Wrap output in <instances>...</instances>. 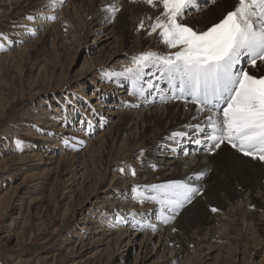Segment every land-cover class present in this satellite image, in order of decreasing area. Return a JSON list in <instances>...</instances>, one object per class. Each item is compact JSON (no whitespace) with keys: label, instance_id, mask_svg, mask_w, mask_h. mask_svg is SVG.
Listing matches in <instances>:
<instances>
[{"label":"rangeland","instance_id":"rangeland-1","mask_svg":"<svg viewBox=\"0 0 264 264\" xmlns=\"http://www.w3.org/2000/svg\"><path fill=\"white\" fill-rule=\"evenodd\" d=\"M41 1L0 0V34L7 37L0 38V45L4 48L0 50V264H140L135 263V259L145 237H151L147 251L152 255L145 264L156 262L159 255L171 257L164 264L204 263V254L211 252L207 251V247L197 252L176 254L169 246L160 254L155 246L158 234L162 235L157 233L159 228L136 230L134 226H127L123 218L128 217L118 215L125 208H115L119 203L129 204L133 207L127 211L129 219L145 216L146 219L161 221L158 218L161 215L160 205L157 212L148 216V210L157 203L147 200L141 203L139 199L141 195L152 193H145L142 187L133 193V187L142 186L139 184L145 177L146 168L153 167L149 158L152 154L146 149L143 138L152 128L162 127V123L156 121L146 127L145 122L140 141L132 144L128 137L122 140V135H116L118 130L126 127L131 114L103 122L96 118L98 113L91 112L99 95L108 93L101 87H121L117 77L108 78L106 73L122 72L131 66L132 61L125 53L127 50L111 59L104 53L98 57L96 52L107 43L93 44L94 37L86 33V23L90 22L88 14L105 0H52L54 10L49 11H53V15L48 18L39 15L42 19L39 34L38 29L35 32L33 27L25 25L29 16H22L21 13L28 11L36 14L37 9H42L38 4ZM126 4L132 3L127 0ZM235 4L236 0H229L227 11L232 10ZM132 5H135L134 12L138 14L142 4ZM152 12L149 8L145 14L152 16ZM145 14L140 15L138 21L136 16V20L129 17L130 27L137 33L146 32L137 31V24ZM103 23V26L110 24ZM148 37L157 38L156 34ZM111 42L110 49L121 51L116 38H112ZM254 72L259 75L264 72V67ZM123 89L129 95L133 90L131 83ZM114 94L115 91L109 95L114 97ZM90 96L91 99L88 98ZM131 96V101L142 102L141 96ZM149 97L155 98V95ZM69 115L74 116L73 120H69ZM82 115H85L84 122L81 121L84 124L78 126ZM114 120L119 122L112 124ZM45 124L55 125L52 126L54 129L46 128ZM60 128H64V133ZM68 128L72 133H65ZM109 130L113 132L108 146L104 152L99 151L95 139ZM141 130L134 135L139 136ZM56 136L61 138L60 152H54V156L57 154L59 158L72 152L84 159L83 169L76 164L67 171L71 173L69 183L66 182L67 176L62 174V167L51 173H42V166H37L38 162L31 157L40 151L48 154L49 151L42 152L46 151L43 146L50 144L51 138ZM38 137H45L46 140L39 141ZM17 139L23 142L20 149L16 147ZM222 148L228 150L220 158L214 160L212 155L208 156V160H212L210 164L216 169V184L222 185L232 197L237 186L251 185L254 176L260 178L261 174L252 163L236 161L233 158L235 150ZM141 152L143 155H140ZM177 153L180 158L183 157V153ZM192 156L195 154L192 153ZM246 165L247 169L243 171ZM132 167L136 169L135 176L131 174ZM122 168L126 171L121 172ZM83 177H89V180H83ZM214 202L213 206H220L216 198ZM181 210L176 214L178 217ZM166 212L175 214L165 209ZM207 217L208 212L198 207L189 224L202 225ZM170 227L171 234H182L173 224ZM96 228L103 231L111 229L109 233H119L122 229L124 238L121 246L116 248V244L112 243L110 249L95 244L97 238H93L94 233L99 231H95ZM134 233H138L133 239L138 244L126 247ZM255 235L256 239L253 237V240L241 244L236 257L228 256L233 246L230 245L229 249L222 246L221 251L211 252V260L206 264L216 261L218 264H264V228L256 231ZM118 250V255L113 254Z\"/></svg>","mask_w":264,"mask_h":264},{"label":"bare ground","instance_id":"bare-ground-1","mask_svg":"<svg viewBox=\"0 0 264 264\" xmlns=\"http://www.w3.org/2000/svg\"><path fill=\"white\" fill-rule=\"evenodd\" d=\"M126 1L127 0L124 1L120 0L122 11L116 15L115 19H113L112 22L109 20V13L106 12L105 9L109 4L113 2V0H105L103 4L96 7L95 9H92V11L88 14V19H89L88 22L89 21L90 22L86 23L87 24L86 33L94 37L93 44H98L99 46L101 44L107 43L103 45V47L99 51L96 52V55L98 57H102L104 53L106 56H108L111 59L113 56L117 55L118 53L127 50L125 53L128 55L129 58H132L133 56H136L138 53L142 51L154 50L162 53H167L168 51H170L163 44L159 43L157 38L154 39H152L153 37L149 38L146 32L137 33L133 28L130 27L129 17H131L134 20L137 19L138 21L139 19L138 17L140 15L145 14L146 11H149V8L142 4L141 7H139L140 9V11H138L139 13L136 14L134 12L135 5L132 4L128 5L126 4ZM45 2L46 1L43 0L38 3L41 6L40 8L42 9L40 10L37 9L36 14L29 13L28 11L21 13L22 16L26 15V16L34 17V19L32 20H28L27 21L28 24L26 23L25 25L26 26L29 25L33 27L35 32L36 29H38L39 34H40V30H42V26L41 24H39L40 22H42L41 17L48 18L49 16L53 15L52 13L53 11L52 12L50 11L52 9L54 10V8L52 7L53 3H51L52 0L47 3ZM200 2H201V10L199 12H192L191 14L186 15L183 22L189 25H195L196 27L203 29L212 23L218 22V20L222 18V16L227 12L226 6L229 0H216L215 4H212L210 0L207 3H205L204 0H200ZM152 10H153L152 16L158 14L159 9L157 10L152 9ZM39 15H41V17ZM135 16L137 17L136 19ZM30 22H32L31 23L32 25H30ZM33 22H35L34 26H33ZM103 22L110 24L103 26L104 24ZM112 38L117 39L118 48L121 51H117L114 48L110 49L108 47L112 43L111 42ZM125 46L127 48L123 49ZM261 66L264 67V65ZM248 70L250 72H254L255 69L249 68ZM154 71L155 70L152 69L149 72L147 79H154V77L152 76V72ZM254 73L258 75V72H254ZM260 74H264V72L259 73V75ZM118 80H119L118 86H121L118 89L114 87H109L107 85L104 86L99 85L100 87L103 86L101 87L102 89H104L103 91L108 93L107 94L101 93L98 99L96 100V102L92 105L93 109L91 112L93 114L94 113L99 114L98 117H96L97 119L105 122V120L115 119L117 118V116H119V119H121L122 115L131 114L130 119L127 121L126 127L121 130H118L116 135H120V136L122 135L121 136L123 137L122 140L123 139L125 140V138L128 137L130 143L132 144H137L140 141L142 134L141 129L143 128V124L145 122H147L146 127L152 126V124L156 121L162 123V127L152 128L149 131V133L143 138L144 142L147 144L146 149L149 150V152H151L152 154L149 158L153 162V167L151 169L146 168V171L143 175L145 177L142 179L143 181L139 185L144 186L151 184H160L170 180L188 181L194 176L195 172L206 171V175L201 180L198 181L192 180V182L201 189L202 195L197 196L192 204L185 206V208L181 210L179 217L177 216L178 214L176 215L167 212L164 213V215L166 216L175 215V219L170 220L167 224L162 223V221H157L156 219L154 220H150L148 218L146 219L145 216H143L142 218L130 217L129 219V216H127L128 215L127 211H130L131 210L130 208L132 206L124 203H119L115 207L117 209L125 208V211L118 212V215L119 216L124 215L125 217H128L126 219L123 218V220H125L124 223L127 226L128 225H130L131 227L134 226L136 230H144V229L149 230V228L152 227L154 229L159 228L157 230V233H161L162 235L158 234L159 237L157 239L158 241H156L155 246L158 247V251L161 252L160 254H163L162 252L169 249V246H172V250H174L176 254L178 253L184 254L185 252L192 253V252L201 251V249L205 247H207V251H211L213 253L215 251H219V249L222 246H225V249H229V246L231 245L233 247L232 249H230L231 250L229 251L230 253L228 252L229 253L228 256L236 257L238 255L237 249L241 246V244L247 243L248 241L253 240L254 238L256 239L257 236L255 235V232L261 228H264V164H260L256 161H252L250 158L243 157L237 152L233 153V158L236 161H239L241 163H252L256 167V169L260 172L261 177L257 178L254 176L251 185H248L246 187L237 186L235 188V192L233 196L232 197L228 196V194L225 192L224 187L222 185L216 184V181L214 179L216 175L215 174L216 169L213 168L210 164L212 160H208V156H212V155L208 154L204 150L203 146H197L196 144L191 143L187 140H182L179 143H176L173 140L168 139V137L173 131L186 130L182 127L183 125L187 123L196 122L191 120V117L195 114V106L189 104L187 105V110H186L185 105L180 101L161 103L160 95L158 92L155 91L152 92L151 94H148L146 92L144 96H141L142 98L141 103H139V101H134V100L131 101L132 96L129 95L127 91L123 89V87L126 86L127 84H130V82L122 78H118ZM166 87H167L166 84L164 83L160 84V88L166 89ZM129 90L131 91V89ZM114 91L116 93L114 94V97L110 96L111 93H114ZM154 95L155 98L149 97ZM88 98L91 99L92 96ZM178 110H179V114L177 113ZM74 116H77V114ZM74 116L69 115V120H73ZM84 116L85 115H82V117L80 118L81 120L79 119L78 126L84 124L82 123L84 122V120H82ZM200 119L203 120L204 117L201 116ZM103 122H101L100 124H102ZM116 122L118 123L119 120L117 121L114 120L111 123L113 124ZM46 124H45L46 128L54 129V127L52 126L55 125L47 126L48 124L47 125ZM72 126L73 125H71L70 128ZM59 130H61V133H64L62 132L64 128H60ZM66 130L67 131H65V133H70V132L72 133L71 129L68 128ZM138 130H141L139 136L134 135L135 133H137ZM112 132L113 130L105 131V133H102L99 136H97L96 139L94 138L95 140H97L96 145H98L99 148L97 147L96 148L99 149V151L101 150L102 152H104V149L106 148V146H108V142L110 140ZM38 140L45 141L46 139L45 137H38ZM60 141L61 138L57 136L51 138L49 142L50 144H45L43 146V148H46V151H42V152L49 151L48 154L46 153L42 154L40 151L38 154H32L31 157L33 160H35V162H38V164H36L37 166H42L43 169L42 173L45 172L51 173L55 169L57 170L58 167H62L63 170L62 174L67 176L66 182L69 183L71 173L67 171L69 169H72L74 166H76V164L82 166L83 169L85 165L84 159L82 160L81 157L78 155V153L72 154V152L67 153V155L60 156L59 158H57L58 157L57 154L54 156L53 155L55 154L54 152L56 151L60 152L59 150ZM69 146L67 147V149L69 148ZM226 149L227 148H222L221 150H219L217 154L213 156V159L215 160V158L216 159L220 158V156L224 153V151L228 150ZM177 152L183 153V157L180 158ZM185 153H188V155H185ZM192 153L195 154V156H192ZM246 169H247V165L244 167L243 171H246ZM208 177L209 180L213 181L214 183H210V181H208ZM83 178H84L83 180L86 179L89 180V177L87 178L83 177ZM215 198L220 202L219 207H215L212 205V201L214 202ZM158 207L159 204L157 203L151 209H149L148 216L151 213L157 212L156 209H159ZM198 207L199 208L203 207L208 212V217L206 218L205 222L202 225H198V224L190 225L189 221L191 219V216L193 215L194 211L197 210ZM212 207L219 209V211L213 213L211 211ZM101 216L103 217L104 215ZM152 217L153 216H151V218ZM175 220L177 221L174 224L173 222ZM130 223H132V225ZM172 224L173 227L174 226L178 227L180 232L182 231V234L181 233H179V235L171 234L170 226H172ZM96 230L99 231L97 232ZM109 230L111 229H108L107 231H103L100 230L99 228H96L95 229L96 232L94 233L93 238H97V239L94 241V243L98 244V246H105L110 249H111V244L114 243L116 244V248H118V246H121L122 244L121 242L123 241L124 238L123 230L121 229L119 233H116L117 231L114 233H109L110 232ZM125 235L127 236V234ZM132 235L133 236H131V239L127 241L126 247L135 245L137 243L133 239H135V236L138 235V233H134ZM145 238H146L145 240L142 238L143 239L142 241H144V243L142 242L143 245L142 243H140V248L136 255L135 263L139 262L140 264H145L146 262H149V260H151L152 258V255H150L149 252L147 251L148 246L150 245L151 237H145ZM221 242H225V243L221 244ZM252 251H257V250L253 249ZM211 252L210 253L207 252L206 254H204L205 262L202 264H206L207 261L211 260V258L209 257L212 254ZM119 253H120L119 250L118 252L116 251L113 252V254L115 255H118ZM170 258L171 257H163L159 255L158 260L156 262H152L151 264H164L167 263ZM224 262L226 261L224 260ZM193 263L196 262L192 261V264ZM213 263L218 264L217 261Z\"/></svg>","mask_w":264,"mask_h":264},{"label":"snow or ice","instance_id":"snow-or-ice-1","mask_svg":"<svg viewBox=\"0 0 264 264\" xmlns=\"http://www.w3.org/2000/svg\"><path fill=\"white\" fill-rule=\"evenodd\" d=\"M210 2L215 4L216 0ZM129 3L159 9L155 16L145 14L137 24V31H146L148 36L156 34L158 42L170 51H142L132 57L131 66L106 76L129 81L133 89L130 95L144 96L155 91L161 103L180 101L186 110L189 104L195 106L191 120L196 122L183 125L186 130L173 131L168 139L203 146L210 155L228 146L243 157L264 164V74L248 70H258L264 65V0H236L232 10L203 29L183 22L186 15L201 10L200 0H129ZM105 10L109 19H115L122 11L120 0H113ZM0 38L7 37L0 34ZM0 50H4L3 45ZM152 69L154 79H147ZM161 82L166 84V90L160 88ZM15 143L20 149L23 142L17 139ZM130 171L136 175L134 167ZM205 175L206 171H198L188 181L134 186L133 193L141 187L145 193H152L141 195L140 202L158 203L161 207L158 218L167 224L175 215L166 216L164 210L179 214L192 204L202 195L192 180H201ZM211 211L219 209L212 207Z\"/></svg>","mask_w":264,"mask_h":264}]
</instances>
